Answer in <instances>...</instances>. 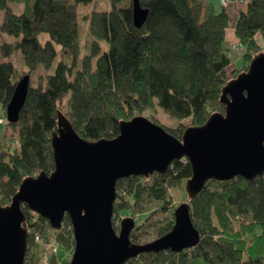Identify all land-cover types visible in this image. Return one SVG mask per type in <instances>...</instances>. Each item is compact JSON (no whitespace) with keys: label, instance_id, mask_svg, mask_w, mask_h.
Here are the masks:
<instances>
[{"label":"trees","instance_id":"16d2710c","mask_svg":"<svg viewBox=\"0 0 264 264\" xmlns=\"http://www.w3.org/2000/svg\"><path fill=\"white\" fill-rule=\"evenodd\" d=\"M92 0H0V32L16 38L0 45V112L10 100L16 82L29 76L26 100L16 122L15 147L11 137L0 140V204L7 205L20 182L53 170L50 138L61 113L77 134L89 141L112 139L119 122L141 115L156 104L181 119L176 128L163 127L180 138L189 126H200L215 112L225 83L244 71L252 57L264 52V0H247L229 26V15L219 1L139 0L147 10L141 27L133 24V0H108V11L90 16V52L82 53L76 9ZM243 2V0H235ZM10 4H20L19 13ZM228 31L242 46L240 68L229 70ZM40 34H46L42 43ZM232 38V37H231ZM107 49L101 51L100 43ZM19 50L17 72L9 57ZM44 83L31 85L39 67L49 71ZM156 100V104L155 101ZM6 117V116H5ZM186 122V123H185ZM191 168L186 159L174 160L164 173L130 176L116 182L113 222L121 214L136 217L130 234L143 244L167 233L173 210L185 194ZM190 204V215L200 233L199 243L178 253L169 250L142 253L124 264H264V200L262 177L247 181L208 180ZM178 206V205H177ZM29 231L25 264H36L43 253L34 241L46 221L23 208ZM127 213V214H126ZM158 217L152 220L154 214ZM36 218L35 221H33ZM70 226L67 217L63 226ZM48 227V225H45ZM44 226V227H45ZM49 228V227H48ZM58 253L73 245L72 231H53ZM61 264H68L63 255ZM48 256V263H54Z\"/></svg>","mask_w":264,"mask_h":264},{"label":"water","instance_id":"95a60500","mask_svg":"<svg viewBox=\"0 0 264 264\" xmlns=\"http://www.w3.org/2000/svg\"><path fill=\"white\" fill-rule=\"evenodd\" d=\"M147 10L133 0L132 20L141 27ZM29 76L15 84L5 107L8 122H16L26 100ZM222 112L212 113L200 126L184 129L180 138L138 115L119 122L112 139L80 137L61 113L51 134L53 170L24 178L7 205L0 204V264H25L28 229L23 208L58 231L67 217L73 250L68 264H124L142 253H174L199 243L188 201L173 210V224L164 235L143 244L130 234L136 219L123 217L113 227L116 182L130 176L164 173L174 160L191 168L185 193L193 199L208 180L247 181L262 177L264 200V52L221 89Z\"/></svg>","mask_w":264,"mask_h":264},{"label":"rangeland","instance_id":"374dc122","mask_svg":"<svg viewBox=\"0 0 264 264\" xmlns=\"http://www.w3.org/2000/svg\"><path fill=\"white\" fill-rule=\"evenodd\" d=\"M214 2V4L219 8L221 5H219V1L221 2V0H212ZM246 2L247 0H243V2L240 1H235V0H229V3L227 6H224L223 8L226 10V12L229 15V26L231 27L234 24V20L235 17H237L238 13L241 10L245 9L246 6ZM10 8L12 9L13 12L19 13L22 9V5L20 4H10L9 5ZM110 8V4L108 0H92L90 3L86 4V5H79L76 9V13H77V24H78V39H79V44L82 46V53L88 54L90 52V45H91V37L89 34V27H90V16L93 12H100V11H108ZM3 19V12L0 11V24L2 22ZM230 31H228V36H227V52L230 56V60H231V65L229 67V70H233V68H240L242 65V61H240L241 55H242V46H236L235 42H233V38H231L230 36ZM39 39L40 41L43 43L46 39H47V35L46 34H40L39 35ZM15 40H17L16 38L7 36L3 33L0 32V45L3 43H9V44H13L15 42ZM100 50L103 52L107 49V44L105 42H101L100 43ZM14 53L9 57V60L13 63L15 69L17 70V72H20L21 68H22V58H21V53L19 50L13 51ZM1 60H5L2 58V54L0 51V61ZM54 67V64L52 66V69L49 71H45L43 67H39L38 70L36 71V73L32 74L30 82L31 85L36 87L40 84L44 83V77L45 75L52 71ZM24 76V75H22ZM155 104H156V100ZM141 116H144L146 118H148L150 121L159 124L161 126H165L167 128H176L181 122V119L175 118L170 116L169 114H167L165 111H163L157 104L155 106V108L153 109H145ZM186 123V122H185ZM190 127V126H189ZM11 137L12 139V146L15 147V140L17 137V130L13 129L12 127H8L6 126V117L5 114L0 112V140L4 137ZM36 176V175H34ZM186 194V193H185ZM187 196V195H186ZM184 195L180 198V201L177 203V205H179L182 202H186ZM3 205V204H2ZM176 205V207H177ZM175 207V208H176ZM174 208V209H175ZM31 214H34L32 212H29ZM127 214V213H126ZM36 215V214H35ZM129 216L124 215V213L121 214L120 218L113 222L112 220V224L114 229L116 230V232L118 231V224L121 218L123 217H127ZM130 217V216H129ZM158 217V213L154 214L152 217V220H155ZM133 218V217H132ZM173 218V215H172ZM35 221L36 218H33ZM136 219V217L134 218ZM137 222V220H136ZM48 225V223L46 222L45 224L43 223V229L48 230L47 234H48V239H42V237L40 236L39 232L36 233L34 241L36 242V244H39L42 248V255L40 257V260L36 263V264H49L48 263V256L50 254H52L54 256V263L53 264H61V261L59 260V255L61 253H58V250L60 248V244H58L57 242V236L55 233H52V229L49 227H46L45 225ZM45 226V227H44ZM63 230V232L67 233L71 230L70 226H63L62 223V227L60 230ZM54 231V230H53ZM57 231V232H58ZM29 235V232H28ZM152 241V240H150ZM147 241V242H150ZM146 242V243H147ZM72 250H73V245L70 248V250H66L65 253H62L61 255H63V257L68 260H70L71 254H72Z\"/></svg>","mask_w":264,"mask_h":264},{"label":"built area","instance_id":"2783aa9c","mask_svg":"<svg viewBox=\"0 0 264 264\" xmlns=\"http://www.w3.org/2000/svg\"><path fill=\"white\" fill-rule=\"evenodd\" d=\"M221 3H222L223 5H226V4H227V1H226V0H221ZM236 46H240V45H236Z\"/></svg>","mask_w":264,"mask_h":264},{"label":"crops","instance_id":"0c3cea01","mask_svg":"<svg viewBox=\"0 0 264 264\" xmlns=\"http://www.w3.org/2000/svg\"><path fill=\"white\" fill-rule=\"evenodd\" d=\"M232 34H230V36H231ZM232 38H233V36H231Z\"/></svg>","mask_w":264,"mask_h":264}]
</instances>
